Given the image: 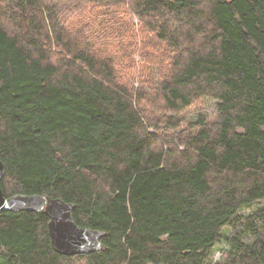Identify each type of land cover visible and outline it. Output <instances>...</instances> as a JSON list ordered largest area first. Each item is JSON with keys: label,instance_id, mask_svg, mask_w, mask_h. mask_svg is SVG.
Masks as SVG:
<instances>
[{"label": "trees", "instance_id": "16d2710c", "mask_svg": "<svg viewBox=\"0 0 264 264\" xmlns=\"http://www.w3.org/2000/svg\"><path fill=\"white\" fill-rule=\"evenodd\" d=\"M130 14L139 39L102 25ZM0 153L6 197L105 233L64 256L44 211L3 212L0 264H264V0H0Z\"/></svg>", "mask_w": 264, "mask_h": 264}, {"label": "water", "instance_id": "95a60500", "mask_svg": "<svg viewBox=\"0 0 264 264\" xmlns=\"http://www.w3.org/2000/svg\"><path fill=\"white\" fill-rule=\"evenodd\" d=\"M5 175L6 169L0 153V214L8 211H44L50 219L48 229L51 246L55 252L64 256L90 255L104 248L103 231L82 227L76 223L73 217L75 204L46 194H16L6 197L1 185Z\"/></svg>", "mask_w": 264, "mask_h": 264}, {"label": "rangeland", "instance_id": "374dc122", "mask_svg": "<svg viewBox=\"0 0 264 264\" xmlns=\"http://www.w3.org/2000/svg\"><path fill=\"white\" fill-rule=\"evenodd\" d=\"M129 18V19H128ZM126 17L125 19H117L116 21L120 20V23H123L124 26H122V28L116 27V23L114 25L113 20H109L107 18H105V20L103 21L102 25L104 26V24L109 21L111 26H109V31L111 33H113L114 35H117L120 31H124L125 30V25H129V22H131L134 25V29L138 32L135 33L136 37L139 39L140 37H143V34L139 33L141 30V24L139 22V19L133 15L130 14L129 17ZM132 25V26H133ZM131 26V25H130ZM131 26V29H133V27ZM131 41L130 39H122L119 42H117L116 44H114V46L118 49V47H121V45L123 44V42ZM118 46V47H117ZM143 46V45H142ZM141 46V47H142ZM124 50V48H123ZM125 52V50H124ZM134 54V51L132 50L130 56L132 57ZM134 57L136 59V62L139 63L141 60L140 55H138L137 53L134 54ZM186 116L187 119L189 121H196L199 117L203 116V117H207L208 120L210 121H215L216 117H217V111H216V102L209 100V99H201L199 102H197L189 111L186 112ZM170 136H166L165 138H168ZM253 212V209L248 210L243 212L242 214L244 215H248L250 213ZM240 232V230L238 228H234L230 230V233L232 234H238ZM247 238H244V240ZM228 246L226 245V243H221L219 244L218 248H217V252H216V260H219L222 254V249H226ZM221 249V250H220Z\"/></svg>", "mask_w": 264, "mask_h": 264}]
</instances>
